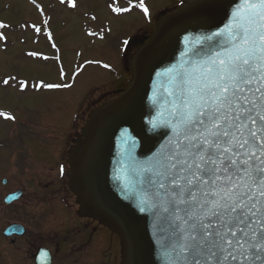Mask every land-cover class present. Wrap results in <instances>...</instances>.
Returning <instances> with one entry per match:
<instances>
[{
	"label": "snow or ice",
	"instance_id": "1",
	"mask_svg": "<svg viewBox=\"0 0 264 264\" xmlns=\"http://www.w3.org/2000/svg\"><path fill=\"white\" fill-rule=\"evenodd\" d=\"M210 41L207 60L169 76L172 137L141 172L172 217L175 264H264V0H241Z\"/></svg>",
	"mask_w": 264,
	"mask_h": 264
},
{
	"label": "water",
	"instance_id": "2",
	"mask_svg": "<svg viewBox=\"0 0 264 264\" xmlns=\"http://www.w3.org/2000/svg\"><path fill=\"white\" fill-rule=\"evenodd\" d=\"M240 4L190 0L161 18L153 36L130 56L129 88L92 112L69 155V189L79 214L118 237L120 264H175L172 217L153 207L141 169L172 137L165 125L169 76L208 59L210 38L229 24ZM9 229L6 236L22 234Z\"/></svg>",
	"mask_w": 264,
	"mask_h": 264
},
{
	"label": "rangeland",
	"instance_id": "3",
	"mask_svg": "<svg viewBox=\"0 0 264 264\" xmlns=\"http://www.w3.org/2000/svg\"><path fill=\"white\" fill-rule=\"evenodd\" d=\"M185 1L144 0L145 15L139 0H131L134 7L129 0H74L72 6L67 0H0V24L5 25L0 27V35L5 37L0 40V112L11 117L0 116V153L8 151L6 141L10 135L16 136L21 123L41 126L56 117L68 121L76 106L70 103L81 102L88 91L93 99L113 89L119 82L110 78L106 65L112 67L115 78L122 75L119 57L123 42L139 30L149 36L157 12ZM109 5L130 11L115 13ZM86 30L93 36L86 38ZM4 80L9 83L5 85ZM20 81L25 84L23 90ZM68 99L73 102L67 103ZM80 110L86 113L89 108L81 105ZM16 159L12 157L13 179L24 180L27 174L21 172ZM15 187L12 185L11 191ZM23 187L30 191L27 183ZM13 220H19L17 213L2 218L0 228Z\"/></svg>",
	"mask_w": 264,
	"mask_h": 264
},
{
	"label": "flooded vegetation",
	"instance_id": "4",
	"mask_svg": "<svg viewBox=\"0 0 264 264\" xmlns=\"http://www.w3.org/2000/svg\"><path fill=\"white\" fill-rule=\"evenodd\" d=\"M116 83L105 95L103 92L93 99L88 96L81 100V105L90 109L114 97L125 87L122 78ZM85 116L86 113L80 111L69 121L56 117L41 126L21 123L16 136L8 137V151L0 153V220L15 213L19 220L0 228V264H36L40 249L48 253H45L48 257L40 259L46 264L117 263L116 237L78 215L75 198L67 187L66 156L76 139L77 124L82 123ZM13 156L21 172L27 174L24 180L21 176L18 181L13 179ZM26 183L29 192L23 187ZM12 185L17 186L13 191ZM18 190L22 192L20 198L6 206L5 197ZM12 225L21 226L22 235L14 233L5 237L4 230ZM104 258L107 259L104 261Z\"/></svg>",
	"mask_w": 264,
	"mask_h": 264
},
{
	"label": "trees",
	"instance_id": "5",
	"mask_svg": "<svg viewBox=\"0 0 264 264\" xmlns=\"http://www.w3.org/2000/svg\"><path fill=\"white\" fill-rule=\"evenodd\" d=\"M146 39H147V37H145L143 34L136 35V37H134L133 43H131L130 46H135L134 48H136L140 44L144 43Z\"/></svg>",
	"mask_w": 264,
	"mask_h": 264
}]
</instances>
